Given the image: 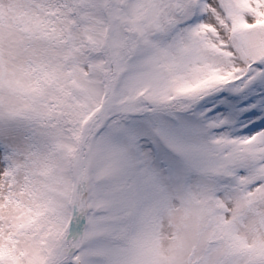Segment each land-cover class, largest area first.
Instances as JSON below:
<instances>
[{"label":"snow or ice","instance_id":"snow-or-ice-1","mask_svg":"<svg viewBox=\"0 0 264 264\" xmlns=\"http://www.w3.org/2000/svg\"><path fill=\"white\" fill-rule=\"evenodd\" d=\"M0 264H264V0H0Z\"/></svg>","mask_w":264,"mask_h":264}]
</instances>
